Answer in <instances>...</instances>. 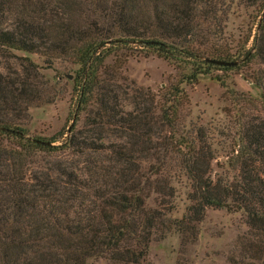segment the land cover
<instances>
[{
    "label": "trees",
    "instance_id": "16d2710c",
    "mask_svg": "<svg viewBox=\"0 0 264 264\" xmlns=\"http://www.w3.org/2000/svg\"><path fill=\"white\" fill-rule=\"evenodd\" d=\"M238 2L262 18L251 47L232 51L223 37L232 0H0V264L139 263L172 232L195 240L209 207L244 215L228 264H264V0ZM127 48L191 71L168 90L136 86L120 73ZM14 51L77 65L75 118L61 141L63 132L45 138L23 127L30 107L56 95ZM214 68L240 71L261 90L258 98L230 91L234 139L219 174L207 131L185 126L181 87ZM180 176L190 181L189 204L174 219Z\"/></svg>",
    "mask_w": 264,
    "mask_h": 264
},
{
    "label": "rangeland",
    "instance_id": "374dc122",
    "mask_svg": "<svg viewBox=\"0 0 264 264\" xmlns=\"http://www.w3.org/2000/svg\"><path fill=\"white\" fill-rule=\"evenodd\" d=\"M261 18L262 13L258 6H245L238 0H232L223 33V37L231 44L232 51L251 47ZM135 51L127 48L119 52L127 57L120 73L127 82L133 81L136 86L148 87L155 92L168 90L179 82L181 76L191 71L190 65L174 64L155 54L143 56ZM14 53L28 57L36 63L56 95L50 103L30 107V118L23 123V127L30 135L37 137L50 138L63 132L57 139V142L61 141L75 118L77 91L73 88V79L77 65L62 58L47 61L37 53ZM112 62L113 55L105 59L106 64ZM252 67L257 69L262 65L253 61ZM219 77L226 87L217 80ZM181 87L188 95L185 126L187 128L190 123H194L207 131V141L214 156L211 169L213 173L219 174L223 168L227 169L226 155L231 150L234 139L232 117L236 114V105L230 91L258 98L261 90L245 80L240 71L215 68L209 74L200 75L196 83H182ZM77 124L80 125L81 121ZM172 185L174 195L170 199L169 214L174 219H180L189 204L187 194L190 191V181L180 176L172 181ZM158 201V194L150 192L146 198V206L154 208ZM196 227L197 236L188 243H183L175 232L161 240L151 241L146 256L135 264H228L227 259L237 238L247 229L243 213L210 207L206 209L204 219ZM86 264L109 263L104 258H89Z\"/></svg>",
    "mask_w": 264,
    "mask_h": 264
},
{
    "label": "water",
    "instance_id": "95a60500",
    "mask_svg": "<svg viewBox=\"0 0 264 264\" xmlns=\"http://www.w3.org/2000/svg\"><path fill=\"white\" fill-rule=\"evenodd\" d=\"M211 62L219 64V65H230L231 62L223 61V60H211Z\"/></svg>",
    "mask_w": 264,
    "mask_h": 264
}]
</instances>
